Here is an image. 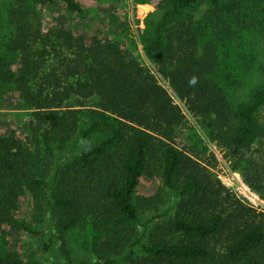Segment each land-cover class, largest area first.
Listing matches in <instances>:
<instances>
[{
    "label": "trees",
    "instance_id": "16d2710c",
    "mask_svg": "<svg viewBox=\"0 0 264 264\" xmlns=\"http://www.w3.org/2000/svg\"><path fill=\"white\" fill-rule=\"evenodd\" d=\"M7 1L11 28L0 50V91L16 93L32 111L26 133L0 128V264H23L8 247L11 231L48 252L54 232L87 223L98 264H264V212L177 146L185 114L157 76L119 43L68 29L63 15L48 28L33 22L35 6L54 0ZM59 1L72 13L84 11L79 0ZM155 6L162 15L151 22L145 56L264 198V65L263 82L237 102L217 73L218 43L264 28V0ZM72 97L94 99L85 122L83 111L68 105ZM156 179L178 201L167 218L141 224L145 209L156 211L162 199L147 202L137 187ZM26 198L33 224L21 216Z\"/></svg>",
    "mask_w": 264,
    "mask_h": 264
},
{
    "label": "rangeland",
    "instance_id": "374dc122",
    "mask_svg": "<svg viewBox=\"0 0 264 264\" xmlns=\"http://www.w3.org/2000/svg\"><path fill=\"white\" fill-rule=\"evenodd\" d=\"M239 1L232 0L234 4ZM79 2L84 9L83 13L79 14L68 11L59 0L38 4L34 8L32 21L43 28H48L57 16L63 15L68 29L84 35L111 39L126 48L132 57L157 76L159 82L181 106L185 120L176 128L177 146L207 165L211 172L237 196L239 179L243 180V178L238 170L233 168L235 159L224 147L210 138L209 128L201 119L186 110L143 52L145 39L152 33L151 22H158L162 15L155 6L157 0H79ZM242 5L251 7L252 1H246ZM9 6L7 0H0V50L11 28L7 18ZM229 36L218 43L220 65L217 73L230 100L237 102L245 100L249 91L263 82L258 69L264 65V28L251 26ZM93 104L94 99L82 100L78 97H72L68 101V105L83 111L81 116L83 122L87 120L86 111L93 108ZM31 111L32 109L23 105L16 93L10 90L0 91V128L12 126L26 133ZM261 117L264 118V110ZM253 191L258 195L257 203L253 206L257 208L256 210L264 212V198ZM137 193L147 199V202H152L157 197L162 199L156 211H154L155 207L145 209L141 215V224L151 216L157 220L167 218L178 201L177 194L163 187L158 179L142 182L137 187ZM237 197L241 198V196ZM29 207L31 202L26 198L22 201L20 212L21 216L33 224V213ZM35 229H39V225H36ZM60 236L66 243L68 259L65 258ZM93 236L95 232L89 223L77 226L64 234L54 232L50 236L51 248L46 252L26 234L11 231L8 247L18 253L23 264H98L89 252Z\"/></svg>",
    "mask_w": 264,
    "mask_h": 264
},
{
    "label": "built area",
    "instance_id": "2783aa9c",
    "mask_svg": "<svg viewBox=\"0 0 264 264\" xmlns=\"http://www.w3.org/2000/svg\"><path fill=\"white\" fill-rule=\"evenodd\" d=\"M239 183L240 185L237 187L239 194H237V196H241V198L239 199H241L243 202L247 201L248 205L255 208L253 204L257 203L258 195L252 190V188L248 184L244 182V180L239 179Z\"/></svg>",
    "mask_w": 264,
    "mask_h": 264
}]
</instances>
